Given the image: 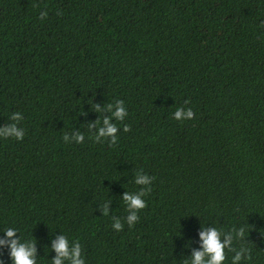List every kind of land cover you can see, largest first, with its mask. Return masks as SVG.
I'll list each match as a JSON object with an SVG mask.
<instances>
[{
    "label": "trees",
    "instance_id": "obj_1",
    "mask_svg": "<svg viewBox=\"0 0 264 264\" xmlns=\"http://www.w3.org/2000/svg\"><path fill=\"white\" fill-rule=\"evenodd\" d=\"M116 100L117 140L95 139L110 113L94 104ZM17 111L23 138L0 136V231L34 242L36 264L61 234L85 264H182L201 225L243 227L240 264H264V0H0V126ZM144 188L129 227L121 196Z\"/></svg>",
    "mask_w": 264,
    "mask_h": 264
},
{
    "label": "clouds",
    "instance_id": "obj_2",
    "mask_svg": "<svg viewBox=\"0 0 264 264\" xmlns=\"http://www.w3.org/2000/svg\"><path fill=\"white\" fill-rule=\"evenodd\" d=\"M45 13H41L44 16ZM95 105V111L103 112L107 110L110 115L103 116L99 121V125L96 129L95 139L103 140L108 138L110 142L117 140V126L114 121H122L127 115L124 102L122 100H116L114 103H108L104 106ZM173 119L187 120L193 117V111L191 108L177 107L172 113ZM13 123L0 126V136L2 137H14L16 140H21L24 136V129L17 126L18 121L22 119L20 112H13L9 117ZM97 123V120L95 121ZM91 127V125H89ZM127 130V126H125ZM84 139L83 133L76 132L72 136L67 133L63 135V140L69 142L70 140L80 143ZM137 185L147 186L151 183V178L138 171L134 176V181ZM147 188L141 189L135 193H129L125 191L121 199L125 202L127 209L129 210L125 222L131 227L138 219L137 212L143 209L146 205V201L143 198ZM104 214L108 213L107 204L103 209ZM112 228L119 231L122 228L120 219L114 218L112 221ZM4 238H0V247L7 246L8 256L11 264H36L35 258V243L32 241H22L16 228L7 227L2 231ZM200 247L195 249L191 253V259L182 260V264H223L225 261V251L233 252L231 256V264H240L241 260H248L250 255V249L241 245L238 248L233 247L234 240H242L244 238L243 227L235 228L232 231L223 233L217 227L205 228L201 225V230L198 233ZM51 249L55 252V255L50 259L51 264H85L84 258L81 255V248L76 240L69 241V238L64 234L58 235L51 241Z\"/></svg>",
    "mask_w": 264,
    "mask_h": 264
}]
</instances>
